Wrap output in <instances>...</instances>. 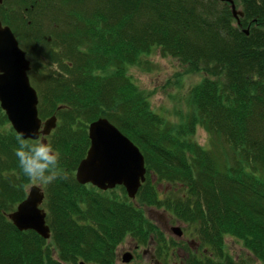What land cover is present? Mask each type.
I'll return each instance as SVG.
<instances>
[{
    "label": "trees",
    "instance_id": "16d2710c",
    "mask_svg": "<svg viewBox=\"0 0 264 264\" xmlns=\"http://www.w3.org/2000/svg\"><path fill=\"white\" fill-rule=\"evenodd\" d=\"M235 7L244 15L236 18L221 0H2L1 21L33 59L39 115L58 118L46 140L60 153L61 178L44 190L51 240L19 231L8 215L31 182L0 106V264H117L127 235L141 245L159 230L145 207L196 225L208 253L185 264H246L226 252L227 236L264 264V0H235ZM157 47L205 75L175 120L154 111L130 71ZM99 118L145 158L140 205L122 186L102 191L76 180ZM198 129L220 140L224 163L195 140ZM155 185L170 190L161 198Z\"/></svg>",
    "mask_w": 264,
    "mask_h": 264
},
{
    "label": "water",
    "instance_id": "95a60500",
    "mask_svg": "<svg viewBox=\"0 0 264 264\" xmlns=\"http://www.w3.org/2000/svg\"><path fill=\"white\" fill-rule=\"evenodd\" d=\"M221 1L231 4L236 18L244 15L236 9L235 0ZM30 71L27 53L20 47L12 29L3 25L0 19V106L18 135L22 133L25 139L40 140L50 136L58 119L56 116L46 121L41 119L39 96L31 84ZM89 138L90 149L76 173L78 183L91 184L102 191L123 186L129 198L135 199L147 175L140 149L107 118H99L90 124ZM41 141L47 144L46 140ZM45 199L44 191L32 186L28 197L8 215L9 220L21 232L34 231L41 238L50 240L47 212L42 208ZM174 232L178 237L182 236L180 228L174 227ZM132 257L131 254L124 255V263H130Z\"/></svg>",
    "mask_w": 264,
    "mask_h": 264
},
{
    "label": "rangeland",
    "instance_id": "374dc122",
    "mask_svg": "<svg viewBox=\"0 0 264 264\" xmlns=\"http://www.w3.org/2000/svg\"><path fill=\"white\" fill-rule=\"evenodd\" d=\"M221 7V5H218L219 10ZM45 17L42 18V20H44L43 23H45ZM27 58L31 61V63L33 62V59H31L28 54ZM138 63L139 64H136L130 69L135 83L141 89L151 94L150 101L152 102V108L154 109V111L171 120H175L177 118V115L175 118V111L178 110V108L182 109L183 111L187 110V98H189L192 88L201 83L205 77V75L201 72L190 70L189 65L184 63L181 59L173 56L167 57L163 55L161 49L158 47L154 48L153 51L148 55H144ZM29 78L32 86L38 92V89L33 85L30 76ZM10 126L12 125L10 124ZM10 126H7V128H9ZM3 130L4 126L2 125L0 126V131L3 132ZM195 140L201 146L212 150L213 153L216 154V157L222 163L225 162L223 159H227V157L224 158L226 151L218 149V146H220L221 144L220 140H215L214 136L207 133L204 129H198ZM65 170L68 169L65 168ZM32 186H38L44 191L46 187L49 186V183H30L28 187V192L30 191V188ZM155 186L156 188L158 186L160 192L159 196L161 198L165 197L164 194H166L170 190V187L160 185ZM133 201H135V204L138 203L137 198ZM42 208L45 209V211L47 212L46 208L44 207V204ZM145 212L146 217L152 222L154 227H160L166 233H168V226H173V228H180L181 231H183L182 233H185V237L184 235L182 236L183 238H178V236H176L174 233L173 236L167 234L168 236L174 237V239H178L172 245H167L164 247V251L167 253L169 252L171 254V256L168 258L167 263L185 264V259L188 257V253L186 251H190V254H197L199 256L208 253L209 247L206 246V244H202L200 242V235L198 233V228L196 227V225H192L190 227V225L178 220V218L175 217L173 214L157 207H145ZM153 236L154 234L150 236V239ZM153 238L155 240L157 239L155 236ZM150 239L146 243H142L140 248L135 250L133 245L136 242L132 239L130 235H127L123 239V241L120 242L119 247L117 249V253L119 254L117 264H154V261L152 260L150 254L146 255V252L144 253L145 250H149L151 251V253L155 254L154 248L156 247V245L153 244L152 239ZM180 240L183 241L180 242ZM191 242H200L202 246L201 248H197L196 246L190 245ZM225 243L226 252L233 258L238 259L240 261L242 260V262H245L246 264H262L259 259H257L254 255L250 254V251H248L245 246H243L241 240L233 236H227L225 239ZM197 249L198 251L194 252ZM210 252H213V256H217L215 250H210ZM126 254H132L134 256L133 260L130 263H124L123 261V255ZM163 257L164 256H157V259L163 261Z\"/></svg>",
    "mask_w": 264,
    "mask_h": 264
},
{
    "label": "clouds",
    "instance_id": "9594fccd",
    "mask_svg": "<svg viewBox=\"0 0 264 264\" xmlns=\"http://www.w3.org/2000/svg\"><path fill=\"white\" fill-rule=\"evenodd\" d=\"M16 139L15 155L19 168L31 183L48 184L61 178L60 153L50 144L39 139H25L22 133ZM22 187L27 189L28 185Z\"/></svg>",
    "mask_w": 264,
    "mask_h": 264
},
{
    "label": "flooded vegetation",
    "instance_id": "af4514ba",
    "mask_svg": "<svg viewBox=\"0 0 264 264\" xmlns=\"http://www.w3.org/2000/svg\"><path fill=\"white\" fill-rule=\"evenodd\" d=\"M2 1V0H1ZM1 1H0V4H1ZM77 172V171H76ZM153 208V207H152ZM168 233H166L162 228H158L159 230H157V232L154 234L155 236L158 234V233H161L162 235H163V237H164V239H163V242H161V241H158L157 239H158V236H156V240L152 237L151 239H152V243L153 244H155L156 245V247L154 248V251H155V254H153V253H151V251H149V250H145L144 251V253L146 254V255H148V254H150V256H151V258H152V260L154 261V264H164V263H162V261H160V260H158L157 259V256H164L163 258L164 259H168L170 256H171V254L168 252H165L164 250H162L161 249V247H160V245L161 244H165V245H170L171 244V242L174 240V242H176L178 239H174V237H172L173 236V233L175 234V232H174V228H173V226H168ZM183 232V231H182ZM167 234H170V235H172V236H168ZM176 235V234H175ZM184 235V237H185V233H182V236ZM177 236V235H176ZM181 236V237H182ZM171 237V238H170ZM181 237H178V238H181ZM183 238V237H182ZM181 241H183V240H180V242ZM179 242V241H178ZM177 242V243H178ZM190 245H192V246H196L197 248H201V243L200 242H191L190 243ZM140 246L141 245H139L138 243H135L134 245H133V247H134V249L135 250H137L138 248H140ZM182 250V249H181ZM183 251V250H182ZM198 251V249L196 250V251H194V252H197ZM200 251V250H199ZM187 253H188V257L186 258V259H188V258H190V256L192 255V254H190V251H186ZM124 253V252H123ZM144 254V255H145ZM117 255H119L118 253H117ZM132 255V254H131ZM195 255H197V254H195ZM133 256V255H132ZM174 256V255H173ZM123 257H124V255H123ZM132 258H134V256L132 257ZM168 261V260H167ZM167 264H169V263H167Z\"/></svg>",
    "mask_w": 264,
    "mask_h": 264
}]
</instances>
